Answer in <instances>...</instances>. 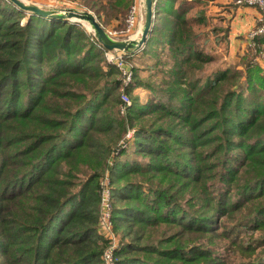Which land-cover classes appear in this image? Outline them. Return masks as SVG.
Segmentation results:
<instances>
[{
	"label": "trees",
	"instance_id": "trees-1",
	"mask_svg": "<svg viewBox=\"0 0 264 264\" xmlns=\"http://www.w3.org/2000/svg\"><path fill=\"white\" fill-rule=\"evenodd\" d=\"M79 1L103 25L134 2ZM199 1L157 0L142 51L167 57L139 103L78 23L0 0V264H105L104 177L114 264H264V76L197 49L219 31Z\"/></svg>",
	"mask_w": 264,
	"mask_h": 264
},
{
	"label": "rangeland",
	"instance_id": "rangeland-1",
	"mask_svg": "<svg viewBox=\"0 0 264 264\" xmlns=\"http://www.w3.org/2000/svg\"><path fill=\"white\" fill-rule=\"evenodd\" d=\"M25 3L28 4H35L40 6L41 8L44 9H50V8H56L59 9L61 11H64V9H68L71 7L76 10V11H80V12H89L92 13L95 17L96 15L94 14L93 11H91L89 8H87L86 6H84L79 0H71L70 5L67 4L68 6L64 5L63 3H58L56 1H48V0H21ZM157 2V0H156ZM196 3V2H195ZM199 5L194 7V11L191 14H200V11L202 12V14H204L205 12V4H204V0H200ZM135 4L137 7V11H136V19L133 23H128L127 24V16L129 14V9L127 10L126 14L124 15V17L121 20H116L113 19L112 14L114 13V11L112 10H108L111 14L110 19L107 20V22H105V24L103 25L102 22H99V20L97 19V21L101 24V26L105 29V31L114 39H118V40H138L141 34V29H142V24H143V20H144V5H143V0H134V2L132 3V5ZM131 5V6H132ZM195 5V4H194ZM130 6V7H131ZM154 14H156V11L154 9ZM25 20V19H23ZM22 20V22H23ZM69 22H76L78 23L79 27L82 28L83 30H85L86 32L90 33L93 35V31L91 30L88 22H84V21H74V20H68ZM157 23V19L156 22ZM211 23V22H210ZM89 26V27H88ZM217 29L213 30V32H209L206 33V35H203V38H206V41L204 39H202L201 41H199V45L197 46L198 50L203 51L206 54H211L213 58H216L217 60L214 59V62H216L217 64H221L222 66H227L229 68H238V69H243L242 65H240V59L242 57L241 54L243 53V50L239 47H229V43L227 40V36H226V32L224 33H220V31H218ZM218 37V38H216ZM223 38V39H222ZM251 44V43H250ZM228 46V47H227ZM254 43L251 44V46H249V50H246V52L248 51V57L253 56L252 59V65L254 66L255 64H257L259 66L260 73L264 76V50L263 48H261V51H259L258 54H256V50H255ZM157 47H153L152 49L149 50H153L156 49ZM160 47H158L157 49H159ZM104 50V49H103ZM242 50V51H241ZM245 52V53H246ZM104 53V57L105 59L108 58L112 61L107 62V64H109L110 66L114 67L116 70H118V68L116 67L118 63L123 62V65L125 66L126 71L130 74V78H129V82L126 85H130L132 84V82H134V80H136L137 82L141 83L139 85H136L133 90H132V95L138 97L139 103H144V101L150 96L151 91L149 88H147V83L148 82H153L155 84H160L161 80H162V74L159 71V67H160V63L166 59L167 56H165L164 54L162 56H159V58H156L155 55L150 51L147 53H143L142 49L135 51L133 53L129 52V53H121L119 51H112V52H106L105 50L103 51ZM163 53L166 54V50H163ZM109 54V55H108ZM255 56H254V55ZM160 55V54H159ZM107 56V57H106ZM125 56V57H124ZM166 65V66H170ZM215 64H210V65H206L204 68L205 70H210V68H212ZM237 65H239V67H237ZM107 65L104 66V69L107 70ZM166 67L163 68V70ZM119 75H118V79L121 78L122 79V73L121 71H119ZM135 81V82H136ZM122 83V81H121ZM123 85V83H122ZM131 103V99L128 98L127 100V104L130 105ZM124 112L119 111V115H124ZM128 134V133H127ZM125 135L123 142L126 143V146L128 147L129 151L127 154H132V149L133 147L132 142H133V133L132 130L129 131V136ZM233 151H237L236 149H233ZM133 156V154H132ZM126 156H122L120 157L121 160L125 159ZM107 174H105L106 176ZM101 186H102V190L104 192H109L110 193V187L107 181V178L104 177L103 179H101ZM109 205H110V212L109 210L106 208V206H104L103 208V214H106V212L108 211L110 214V218H112V202H111V193H110V199L108 200ZM106 204V201L104 202ZM112 220L107 219V217H103L102 215V219H101V223L99 224L98 230L99 232H101L104 236L108 237L111 236L114 240L115 246L118 248V246L120 247L121 241H123V238L121 236V234L119 232H117L116 230L113 229L112 227ZM109 226V229H107L106 227ZM258 233H255L254 235H257ZM260 249L257 248V251L251 256L252 260H257L259 257L258 255L260 254ZM241 260V258L237 257L235 258V261H239Z\"/></svg>",
	"mask_w": 264,
	"mask_h": 264
},
{
	"label": "water",
	"instance_id": "water-1",
	"mask_svg": "<svg viewBox=\"0 0 264 264\" xmlns=\"http://www.w3.org/2000/svg\"><path fill=\"white\" fill-rule=\"evenodd\" d=\"M20 10L35 14L43 17H49L60 20H74V21H86L88 22L93 36L101 47L105 50L112 51L118 50L124 53H133L143 48L147 41L148 34L152 29L155 20V14L153 8L156 7V0H143L144 5V20L142 24L141 34L138 40H118L112 38L101 24L97 21L96 17L89 12H80L74 9H64L61 11L56 8L44 9L35 4H28L21 0H9Z\"/></svg>",
	"mask_w": 264,
	"mask_h": 264
},
{
	"label": "crops",
	"instance_id": "crops-1",
	"mask_svg": "<svg viewBox=\"0 0 264 264\" xmlns=\"http://www.w3.org/2000/svg\"><path fill=\"white\" fill-rule=\"evenodd\" d=\"M204 4L205 14L210 24L217 27L221 34L226 32L229 43L227 47L241 48L243 53L240 57H242L251 46L247 34L256 25L259 11L254 7L236 6L232 0H204ZM262 48L264 50V43Z\"/></svg>",
	"mask_w": 264,
	"mask_h": 264
},
{
	"label": "built area",
	"instance_id": "built-area-1",
	"mask_svg": "<svg viewBox=\"0 0 264 264\" xmlns=\"http://www.w3.org/2000/svg\"><path fill=\"white\" fill-rule=\"evenodd\" d=\"M48 1H56L58 3H63L64 5L68 6L67 4H71L73 2H71V0H48ZM233 4L236 6H248V7H254L259 11V18L257 19V23L256 25L249 30L248 34H247V39L250 40L249 43L253 44V39L256 36L259 35H264V0H232ZM137 6L135 4H133L130 9H129V14L127 16V24L128 23H133L136 19V11H137ZM72 8V7H71ZM73 9V8H72ZM153 13H154V8L152 9ZM105 50V49H104ZM106 52H112V51H118V50H112V51H108L105 50ZM121 52V51H119ZM124 53V52H121ZM125 54V53H124ZM109 55V54H108ZM107 57V56H106ZM125 57V56H124ZM107 60V58H106ZM112 61L108 58L107 62ZM111 63V62H109ZM118 68L119 71H121L122 73V83L123 85L128 84L129 82V78H130V74L126 71L125 66L123 65V62H120L117 64L116 66ZM121 99L124 103H127V96L122 95ZM120 111L123 112L124 111V106L120 107ZM128 136L130 135L129 132L127 134ZM110 199V193L104 192L102 191V195H101V208H100V215H101V219H102V215L103 217H107V219L111 220L110 218V205L108 200ZM106 201V204L104 203ZM104 206H106V208L109 210V212L107 211L106 214H103V208ZM101 223V220H100ZM107 229H109V226L106 227ZM109 239H111V246L108 248V250H106V252L104 253V255L102 256V259L104 261L105 264H114V259L112 258V250L116 247L114 240L111 236H108Z\"/></svg>",
	"mask_w": 264,
	"mask_h": 264
},
{
	"label": "bare ground",
	"instance_id": "bare-ground-1",
	"mask_svg": "<svg viewBox=\"0 0 264 264\" xmlns=\"http://www.w3.org/2000/svg\"><path fill=\"white\" fill-rule=\"evenodd\" d=\"M89 27V26H88Z\"/></svg>",
	"mask_w": 264,
	"mask_h": 264
}]
</instances>
